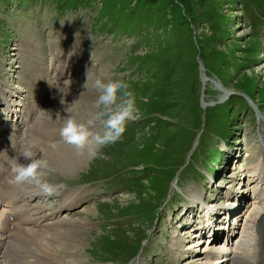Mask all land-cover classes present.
I'll return each instance as SVG.
<instances>
[{
  "label": "rangeland",
  "instance_id": "1",
  "mask_svg": "<svg viewBox=\"0 0 264 264\" xmlns=\"http://www.w3.org/2000/svg\"><path fill=\"white\" fill-rule=\"evenodd\" d=\"M14 1L0 0V79L9 85L2 83L3 90L13 94L22 86L28 91L32 85L30 65L37 61L43 64L50 57L48 53L56 59L54 63L52 59V69H71L82 59L83 48L79 46L88 41L87 50L91 51L86 58L95 77L87 81V87L80 88L79 94L56 91L45 103L50 102V114L60 112L64 117V107L76 100L74 114L77 119H87L93 103L86 102L85 107L83 98L88 101L97 96L95 93L89 97L88 87L100 74V66H94L101 58L107 75L112 77L114 69L119 76L112 78L129 85L135 96V115L144 121L136 127L127 125L119 141L101 150L107 159L86 158L75 169L63 168L42 152L44 144H37V155L48 161L47 179L63 184L61 192L86 191L93 201L108 194H101L98 182H82L100 179L107 192L121 195L96 203V210L88 200L83 209L61 214L58 217L75 221L83 220L85 213L89 223H68L63 236L60 232L57 237L60 245L51 246L47 236L42 243L35 238L33 243V236L27 234L25 240L10 244V259L23 250L25 256L14 260L23 264L31 260V254L55 249L52 253L56 259L63 261L71 260L62 256L65 252H77L82 261L73 264H202L205 242L175 238L176 218L171 215L181 206L192 205V197L199 203L205 197L207 207L221 205L224 199L217 200L227 188L238 192L233 196L241 203L247 202L234 212L231 221L238 219V225L235 224L232 242H239L228 250L248 255L254 251L253 212L264 207V164L258 160L261 153H257L264 138V0H99L98 16L94 13L98 7L95 2L66 11V6H75L73 0H61L62 5L42 0L24 9H18ZM91 23L90 31L116 37L110 44L111 51L104 37L88 35ZM126 39L128 46L123 49ZM133 43L136 46L132 47ZM10 58L19 62L15 72L5 66ZM34 67L36 73L42 72L39 66ZM8 75L13 77L5 80ZM217 85L224 90L225 98ZM248 99L259 107L261 116L254 117L245 106ZM19 133L25 139L24 133ZM220 140L230 146L233 159L220 153ZM4 155H0V173L5 176L0 193L5 189V178H10ZM225 158V164L215 166L216 174L207 170L209 163ZM257 194L259 202L253 199ZM57 202L51 204L55 206ZM7 210L3 204L0 206V219L1 212ZM204 213L205 210L197 215ZM109 219L114 223L110 224ZM118 220L125 225L121 229L115 227ZM151 222L153 227L149 228ZM55 225L53 233L62 226ZM65 243L69 250L62 253ZM72 243L75 249H71ZM141 244L138 261L132 259ZM191 251L196 253L195 260L194 256L185 257Z\"/></svg>",
  "mask_w": 264,
  "mask_h": 264
},
{
  "label": "clouds",
  "instance_id": "2",
  "mask_svg": "<svg viewBox=\"0 0 264 264\" xmlns=\"http://www.w3.org/2000/svg\"><path fill=\"white\" fill-rule=\"evenodd\" d=\"M89 78L90 74H87L85 87ZM65 84L70 86L71 81L66 80ZM92 88L97 93L92 104L93 111L88 113L87 119H77L73 112L77 101L65 106L60 136L78 155H86L89 160L107 159L101 150L119 141L126 131L127 123L136 119L135 96L125 81L113 79L106 73L96 76ZM61 104L65 105V100L62 99ZM55 115L57 119L60 118V112ZM31 147H35V144L27 150L16 152L10 159L8 183L17 187L35 186L48 197L58 195L64 185L47 179L45 170L48 168V161L33 152Z\"/></svg>",
  "mask_w": 264,
  "mask_h": 264
},
{
  "label": "bare ground",
  "instance_id": "3",
  "mask_svg": "<svg viewBox=\"0 0 264 264\" xmlns=\"http://www.w3.org/2000/svg\"><path fill=\"white\" fill-rule=\"evenodd\" d=\"M220 91L223 92L222 97L225 98L226 94H224V90L221 87H220ZM0 96L3 97V95L1 93H0ZM37 117L38 116H35L33 118V120L36 121ZM22 126H24V129L26 128L25 129L26 132L28 130L31 131V129H33L30 127L31 126L30 124L22 123L21 127ZM22 135H23V133H22ZM19 137H21V136H19ZM262 143H263V148H264V139H263ZM36 146H37V144H36ZM40 148H42L41 149L42 152L50 155V157H53L54 160H56V163H58L63 168H71V167L74 168L77 166L78 167L82 166L81 164L83 162H85L86 161L85 159L87 158L86 155H84V156L78 155L74 149H71V147L58 146V145H52L51 147H49V146L45 145V146L40 147ZM57 148H60V149L56 150ZM71 151H73V154H70ZM4 153H6V152H4ZM2 159H4L3 162L8 163V161H9L8 153H6V156L4 155L2 157ZM258 160L259 161L261 160L262 163H264V161H263L264 160V152H262L261 155H259ZM254 166H256V164ZM5 167H7V166H4V168ZM2 169H3V167L1 166L0 172H2L1 171ZM5 172H6V169H5ZM0 176H1V181H0V183H1L4 181L5 176L2 173H0ZM5 180L7 183L4 182L5 183L4 184L5 189H1L0 206L2 205V202H6L7 206H9L7 212H13L15 209H17L19 207L26 206L28 201H30V199L32 198V196L36 198L38 195L42 194L41 192H38L37 188L34 186L24 185L25 188L22 189V186L17 187L14 185H10L8 183V178H5ZM28 187H34V189L30 190V189H28ZM20 188H21V191H19ZM18 195H20V197H21V203L19 205H18V198H19ZM26 195L29 196V200L27 199ZM77 197H78V193H73V194H64L63 193L60 196V198H63V199L59 204L58 210L53 211V217L56 216L55 214L58 211H60L61 209L64 210L65 208L67 209L70 206L74 205L77 202V200H76ZM225 212L228 213L229 209H225ZM231 212L232 211H230V213ZM250 213H251V211H250ZM50 214H52V213H50ZM254 215H255V217H254L253 225L255 224V235L257 237V246H256V251L253 252V254L251 256H249L245 253L232 254L231 252H229V253H222V255L220 257H218L219 252H208L205 255V262L203 264L211 263L212 260H216L219 258H220V260H218L219 263H217V261H215V264H264V207L263 208L259 207L258 210L254 213ZM2 216L0 219V264H3V263L6 264V263H8V260L5 259L6 253L4 252V250L7 249V246H8V240H6V238H8V237L6 236L5 233H6V228L9 224V222L7 221V218L5 217V214ZM32 221L33 220L31 219V222ZM55 224H58V223H55ZM58 225L61 226V221H59ZM54 226H56V225H54ZM60 230H61V228L58 229L57 232H54V236L52 238L60 236ZM218 238H219L218 235L215 233L213 239L208 243V245H212V243H215L218 240ZM31 239H32V242L34 243L35 242L34 238H31ZM48 245H50V244L48 243ZM38 248L39 247H37V249ZM40 248L38 250L42 249V248L41 249ZM43 248H44V246H43ZM45 249H46V251H45ZM45 249H43L44 252H47V248H45ZM40 252H37L33 255L31 254V257H30L31 260L24 261L23 264H61L60 260H56L57 256L55 257L53 254H51V252H47V253H43V254L42 253L40 254ZM63 255L67 256L68 258H72L71 261L67 260L68 264H73L75 262L81 263V261H82L77 253L72 254L70 252H67V253L65 252V254H63ZM195 259H196V256H194V260ZM4 260H7V262H5ZM11 262H10V264H11ZM12 263L16 264V261H14ZM62 263L64 264L63 260H62Z\"/></svg>",
  "mask_w": 264,
  "mask_h": 264
},
{
  "label": "trees",
  "instance_id": "4",
  "mask_svg": "<svg viewBox=\"0 0 264 264\" xmlns=\"http://www.w3.org/2000/svg\"><path fill=\"white\" fill-rule=\"evenodd\" d=\"M182 1V0H181ZM182 4H184V2H182ZM187 11V10H186ZM188 12V11H187Z\"/></svg>",
  "mask_w": 264,
  "mask_h": 264
}]
</instances>
